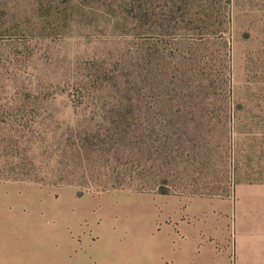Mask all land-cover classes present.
I'll list each match as a JSON object with an SVG mask.
<instances>
[{"label": "rangeland", "instance_id": "rangeland-1", "mask_svg": "<svg viewBox=\"0 0 264 264\" xmlns=\"http://www.w3.org/2000/svg\"><path fill=\"white\" fill-rule=\"evenodd\" d=\"M261 183L264 0H0L1 246L247 264L230 200ZM195 198L226 200L190 209L206 234L176 226Z\"/></svg>", "mask_w": 264, "mask_h": 264}, {"label": "crops", "instance_id": "crops-1", "mask_svg": "<svg viewBox=\"0 0 264 264\" xmlns=\"http://www.w3.org/2000/svg\"><path fill=\"white\" fill-rule=\"evenodd\" d=\"M202 201L210 202L214 208L215 214L210 215V221L215 223L216 226L220 222L226 200L187 199L185 202L188 206V214L179 219L180 223H176L180 232L190 233L195 230L194 233H207L206 225L209 216L201 214V211L191 212L190 210L193 208L195 210L196 207L202 208ZM230 201L233 202L236 237L232 248L233 258L238 263L264 264V183L238 187L236 197ZM197 221L198 224H196ZM27 259L28 251L25 247L16 250L15 248H4L0 245V264H27Z\"/></svg>", "mask_w": 264, "mask_h": 264}, {"label": "trees", "instance_id": "trees-1", "mask_svg": "<svg viewBox=\"0 0 264 264\" xmlns=\"http://www.w3.org/2000/svg\"><path fill=\"white\" fill-rule=\"evenodd\" d=\"M73 176L74 175H76V173H73L72 174ZM105 187V186H104ZM120 187H122V183L121 182H119V181H114L113 182V184H112V189H118V188H120ZM107 190H110L111 188H106ZM106 189H104V190H106ZM103 190V191H104ZM137 192H146L144 189H137ZM162 194H165V192H162Z\"/></svg>", "mask_w": 264, "mask_h": 264}]
</instances>
